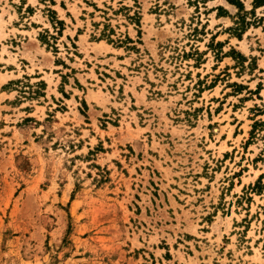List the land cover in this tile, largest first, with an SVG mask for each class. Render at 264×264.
I'll list each match as a JSON object with an SVG mask.
<instances>
[{
    "label": "rangeland",
    "instance_id": "374dc122",
    "mask_svg": "<svg viewBox=\"0 0 264 264\" xmlns=\"http://www.w3.org/2000/svg\"><path fill=\"white\" fill-rule=\"evenodd\" d=\"M0 264H264V0H0Z\"/></svg>",
    "mask_w": 264,
    "mask_h": 264
}]
</instances>
